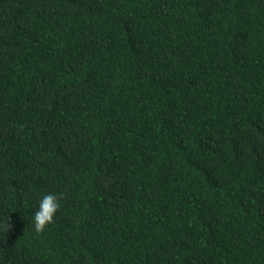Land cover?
<instances>
[{"label": "trees", "instance_id": "1", "mask_svg": "<svg viewBox=\"0 0 264 264\" xmlns=\"http://www.w3.org/2000/svg\"><path fill=\"white\" fill-rule=\"evenodd\" d=\"M0 264H264V0H0Z\"/></svg>", "mask_w": 264, "mask_h": 264}, {"label": "clouds", "instance_id": "2", "mask_svg": "<svg viewBox=\"0 0 264 264\" xmlns=\"http://www.w3.org/2000/svg\"><path fill=\"white\" fill-rule=\"evenodd\" d=\"M58 195L56 193H46L39 201L38 210L34 213L33 227L37 233H44L45 229L54 222V217L59 210ZM13 226L6 221L3 231L7 232Z\"/></svg>", "mask_w": 264, "mask_h": 264}]
</instances>
